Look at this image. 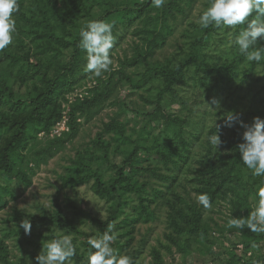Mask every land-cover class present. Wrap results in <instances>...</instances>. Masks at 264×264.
<instances>
[{
	"label": "trees",
	"instance_id": "trees-1",
	"mask_svg": "<svg viewBox=\"0 0 264 264\" xmlns=\"http://www.w3.org/2000/svg\"><path fill=\"white\" fill-rule=\"evenodd\" d=\"M19 4L13 44L0 51V211L22 196L37 169L74 140L83 123L105 106L118 112L64 165L51 206L37 201L5 221L0 264H36L43 244L66 234L77 249L70 264H87L94 251L88 240L109 229L116 236L112 246L134 264H144L139 257L145 239L135 246V232L158 220L160 211L166 242L150 247L151 264H165L161 250L172 254V246L183 256L198 251L214 260V233L227 231L237 239L223 264H264V233L228 226L232 217H247L264 186V178L251 175L241 161L238 145L245 128L236 123L225 133L222 127L229 112L239 114L244 125L264 119V60L248 61L234 44L244 26L202 29L197 19L208 0H167L161 8L151 0ZM92 20L114 22L111 57L130 38L117 65L101 77L84 71L86 53L78 47L81 29ZM170 44L172 51L158 58ZM118 84L129 93L121 97ZM79 88H84L80 96ZM135 93L139 108L130 99ZM191 97L205 105L198 115L190 113ZM213 98L220 101L219 110L213 109ZM129 111L132 125L129 118L120 119ZM63 119L68 130L50 136ZM215 127L221 131L218 150L209 142ZM84 185L104 203V216L76 202L73 194ZM201 193L209 195L211 207L226 206L224 224L197 202ZM23 219L31 222L30 235L19 226ZM10 238L18 254L10 250Z\"/></svg>",
	"mask_w": 264,
	"mask_h": 264
},
{
	"label": "clouds",
	"instance_id": "clouds-1",
	"mask_svg": "<svg viewBox=\"0 0 264 264\" xmlns=\"http://www.w3.org/2000/svg\"><path fill=\"white\" fill-rule=\"evenodd\" d=\"M156 8L163 7L167 0H151ZM20 10L19 0H0V51L13 44L17 32L15 14ZM202 29L212 25L220 27H244L235 36L234 44L240 53L250 62L260 63L264 60V0H208V7L197 19ZM114 22L104 20L89 21L80 31L78 47L86 53L84 71L101 77L107 73L113 64L111 50L114 48L116 37L113 34ZM213 109L221 108L220 101L213 98ZM240 123L245 131L243 142L238 145L242 163L250 170V174L264 178V119L254 117L250 125H244L239 114H226L222 127L231 128ZM216 131L209 137L210 144L218 150L222 144L221 131ZM264 185V179L261 180ZM258 203L247 217L230 218L229 228L243 229L247 227L256 234L264 233V186L257 191ZM197 202L204 208L211 207L207 193L197 196ZM26 235L31 234V222L23 219L19 225ZM115 234L109 229L99 237L90 238L89 245L94 251L88 256L87 264H134L130 255L118 252L112 243ZM76 245L71 235H63L46 241L42 250L35 257L36 264H70L76 255Z\"/></svg>",
	"mask_w": 264,
	"mask_h": 264
},
{
	"label": "rangeland",
	"instance_id": "rangeland-1",
	"mask_svg": "<svg viewBox=\"0 0 264 264\" xmlns=\"http://www.w3.org/2000/svg\"><path fill=\"white\" fill-rule=\"evenodd\" d=\"M130 38H127L121 42L112 55L113 64L112 66L117 65L118 58L122 57L124 51H127L129 48ZM173 49V45L170 44L165 47L163 50L157 53L158 58H163ZM254 83V82H252ZM257 84L252 86L253 91L257 90ZM247 88L244 91H248ZM119 95L123 97L125 94L129 93V90L126 85L118 84ZM77 95L84 93V88H79L77 90ZM75 93V94H76ZM251 93V92H249ZM130 95V94H129ZM76 96H70V99H75ZM130 99L136 103V108L141 106V100L139 96L135 93L130 96ZM133 103V104H134ZM189 106L191 108L190 113L197 114L205 108L204 104L199 102V98L193 97L189 100ZM118 112V107L105 106L104 109L95 116L92 120L85 122L80 127L79 133L76 138L68 143L65 148L56 154L53 158L49 159L47 164L41 165L37 169L35 175L32 177V184L26 191L23 192L22 196L15 201L9 202V204L0 211V236L2 235V229L5 227V221L14 217L17 213V210L26 211L31 209L33 204H36L37 201L44 203L46 206H51L55 194L60 186V179L58 174L62 173L64 170V165L67 164L70 158L74 155L76 149L80 146H83L87 143L96 132L101 128L102 122L107 121L110 116L115 115ZM184 113H187L185 111ZM198 115V114H197ZM129 118V125H132L134 122V113L127 112L120 115V119ZM131 117V118H130ZM229 128H226L225 133ZM69 194L71 191H68ZM63 191L60 192V198H63ZM75 196L76 202L80 207L89 210L90 212L97 213L100 216H104L105 208L104 203L99 201L93 193L89 190L88 186L84 185L79 187L77 193L73 194ZM209 216L216 219L219 223L224 224V219L228 215V210L225 205H218L215 207H210L207 211ZM165 223L163 221V211H160V218L155 222L148 224H140L135 232V246L145 239V243L142 245V253L139 259L144 261V264H151V255L149 254L150 247L157 245L158 241L162 243L166 242L164 237ZM217 239L216 247H214L213 252L216 258L211 260V256L207 253H200L198 251H192L186 256H183L181 251H178L175 246H172V254L165 252L163 249V259L165 264H223L224 258L227 257V250L236 243L237 234L235 232H226L223 235L214 233ZM10 244V250L18 254L19 249L14 244V240L10 238L7 240ZM236 249L240 251L241 245L237 244ZM237 251V252H238Z\"/></svg>",
	"mask_w": 264,
	"mask_h": 264
},
{
	"label": "built area",
	"instance_id": "built-area-1",
	"mask_svg": "<svg viewBox=\"0 0 264 264\" xmlns=\"http://www.w3.org/2000/svg\"><path fill=\"white\" fill-rule=\"evenodd\" d=\"M68 130V127L66 125V120L63 119L62 121L58 122L56 126L53 128L52 132L50 133V136L57 135L59 136L62 131Z\"/></svg>",
	"mask_w": 264,
	"mask_h": 264
}]
</instances>
